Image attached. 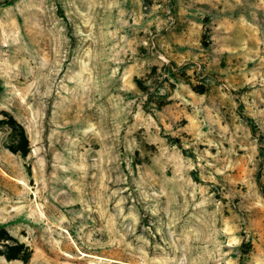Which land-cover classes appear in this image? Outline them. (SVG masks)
I'll use <instances>...</instances> for the list:
<instances>
[{
    "label": "rangeland",
    "instance_id": "obj_1",
    "mask_svg": "<svg viewBox=\"0 0 264 264\" xmlns=\"http://www.w3.org/2000/svg\"><path fill=\"white\" fill-rule=\"evenodd\" d=\"M0 230V264H264V0H0Z\"/></svg>",
    "mask_w": 264,
    "mask_h": 264
},
{
    "label": "trees",
    "instance_id": "obj_2",
    "mask_svg": "<svg viewBox=\"0 0 264 264\" xmlns=\"http://www.w3.org/2000/svg\"><path fill=\"white\" fill-rule=\"evenodd\" d=\"M207 34H202V46L203 47H206L207 46V42L206 40L204 39L206 37ZM4 232L2 230H0V239L4 238L5 239V236L3 234Z\"/></svg>",
    "mask_w": 264,
    "mask_h": 264
}]
</instances>
